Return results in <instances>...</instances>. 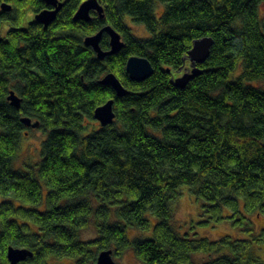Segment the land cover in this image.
<instances>
[{"label":"trees","instance_id":"obj_1","mask_svg":"<svg viewBox=\"0 0 264 264\" xmlns=\"http://www.w3.org/2000/svg\"><path fill=\"white\" fill-rule=\"evenodd\" d=\"M18 1L0 16L11 25L0 39V264H11L10 247L33 252L19 264H96L103 250L119 257L129 249L143 264H264L255 251L264 225L251 219L264 218V87L251 85L264 84V0H98L104 17L91 12L89 22L74 21L86 0H64L48 28L26 29L23 14L43 2ZM126 16L150 36L135 37ZM106 26L125 46L100 60L83 40ZM204 37L214 44L201 74L177 87ZM109 43L104 33V52ZM137 56L154 68L138 83L126 73ZM108 73L128 95L99 83ZM109 100L114 123L95 126L96 108ZM23 118L46 134L36 171L14 168L33 130ZM185 187L202 225L227 221L245 237L211 241L175 229L172 206ZM91 222L98 237L85 240ZM134 229L145 238L130 239Z\"/></svg>","mask_w":264,"mask_h":264},{"label":"water","instance_id":"obj_2","mask_svg":"<svg viewBox=\"0 0 264 264\" xmlns=\"http://www.w3.org/2000/svg\"><path fill=\"white\" fill-rule=\"evenodd\" d=\"M43 1L48 5H53L55 9L40 12L35 17V22L38 24H42L43 26L48 28L50 24H52L57 19L58 13L60 12V9L63 7L64 3H62L61 1L59 2L58 0ZM1 6L5 12L12 9V6H10L7 2L3 3ZM92 11L98 13L101 18L104 17L103 7L100 2H98V0H86L82 3L81 7L75 13L76 15L74 16V21L89 22L91 20ZM104 33L109 35V44L111 47L109 51L105 52L101 49L100 44ZM83 43L88 48H92L100 60L105 59V57L107 56L115 55V53L121 51L125 46V43H123L122 41L121 35L109 26L104 27V29L93 36L84 38ZM213 44L214 39H212L211 37H204L194 41L186 58V60L191 62L190 70L184 72V74L179 78L173 79V82L177 87L185 88L192 78L201 74L200 69L197 65H201L206 62L207 58L211 54V47L213 46ZM126 65V73L127 75H129L130 80L133 82H143L154 75L153 65L149 62L148 59H144L138 56L131 57L127 60ZM169 71L170 69L168 70V73ZM99 83L104 86L107 85L112 87L116 94V97H124L128 95V91L124 88V86H122L119 78L112 73L106 74V76L101 79ZM8 101L11 102L12 106H14L15 108H20L22 102L14 91H11L10 96L8 97ZM113 105L114 100H109L104 105L96 108L93 118L96 121H99L102 127H106L114 122L115 114ZM22 122H24L27 127L31 129H38L40 126L39 122H32L29 118H23ZM7 251V259L9 262H11V264L26 262L28 258L33 257V252L26 249H15L13 247H10ZM97 258L98 259L96 264H118V262L113 257L112 250H103V252H101Z\"/></svg>","mask_w":264,"mask_h":264},{"label":"rangeland","instance_id":"obj_3","mask_svg":"<svg viewBox=\"0 0 264 264\" xmlns=\"http://www.w3.org/2000/svg\"><path fill=\"white\" fill-rule=\"evenodd\" d=\"M161 6L163 7V5L160 4L157 9L159 10L157 14L158 16H160L163 11ZM124 22H126V24L131 28V32L135 37L146 39L150 36V33L145 29L143 25L132 22L128 16L125 17ZM189 66L190 62L188 63L187 67L189 68ZM240 71L241 70H236L235 72H233L230 79H236V77H238V75L240 74ZM251 85L254 87L255 85L264 87V84L262 82H256L255 84L251 83ZM94 125H99V122L95 120ZM27 133L28 134L25 135L21 141V147L17 154L18 157L14 162V168L19 171H24L26 169L36 171L42 159V145L46 138V134L45 132H41L39 129H33ZM183 190L184 191L181 192V195L177 199H175V203L172 206L174 212L172 222L175 226V229H177L180 233L186 234L187 232H189L193 237L195 236L196 238H206L211 241H218L219 239L226 236L231 238L234 237L237 239L245 237L242 230L235 229L232 224L227 221L222 222L219 225H202L201 222H203L205 218L202 214L200 203L195 200L190 191L187 190V187L183 188ZM2 199L3 198L0 197V203ZM251 219H253L255 228L258 230L261 228V226L264 225V218L262 217L260 219H257L255 218V216H252ZM150 221L152 223V220ZM93 222H91V227L89 229L82 232L81 237L83 239L91 240L98 237L96 226H94ZM153 226L154 223H152V227ZM128 235L130 239L145 238L146 236L145 232L143 233L136 229L130 230ZM255 251L257 257L264 263V245L256 246ZM113 257L118 262V264H143L131 249L126 250L124 254L119 257L115 255H113ZM200 258L202 260L207 259L204 255L200 256ZM67 263L68 260H53V264Z\"/></svg>","mask_w":264,"mask_h":264},{"label":"flooded vegetation","instance_id":"obj_4","mask_svg":"<svg viewBox=\"0 0 264 264\" xmlns=\"http://www.w3.org/2000/svg\"><path fill=\"white\" fill-rule=\"evenodd\" d=\"M40 1L43 2L42 3L43 4L42 9H39L38 11H36V10H33V11L32 10H29L28 12H25V14H23L24 17H22V27H24L25 29L26 28H29V25H31V24H38V23L35 22V17L40 12H42V11H49V10H54L55 9V7L53 5H50V4L48 5L43 0H40ZM58 1L59 2L61 1L62 3H64V0H58ZM17 2L19 4V1L18 0H13V2H11V3L10 2H7L10 6H12V9L10 11H7V12H5L2 9V6H1L2 4H0V16L3 15V14L10 13V12L13 13L16 10V6L15 5L17 4ZM19 12H21L20 9H19ZM40 25L43 26L42 24H40ZM10 26L11 25L9 24V22L3 23L2 21H0V39H3L5 37V35L10 30ZM43 27L46 28L45 26H43ZM181 73H180V75H181Z\"/></svg>","mask_w":264,"mask_h":264},{"label":"bare ground","instance_id":"obj_5","mask_svg":"<svg viewBox=\"0 0 264 264\" xmlns=\"http://www.w3.org/2000/svg\"><path fill=\"white\" fill-rule=\"evenodd\" d=\"M116 119V118H115ZM115 121V120H114ZM114 123V122H113Z\"/></svg>","mask_w":264,"mask_h":264}]
</instances>
